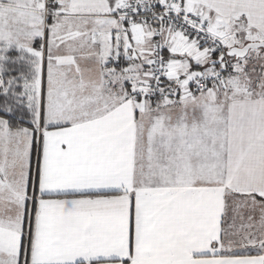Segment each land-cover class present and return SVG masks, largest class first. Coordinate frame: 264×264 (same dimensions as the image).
Returning a JSON list of instances; mask_svg holds the SVG:
<instances>
[{
	"label": "snow or ice",
	"instance_id": "1",
	"mask_svg": "<svg viewBox=\"0 0 264 264\" xmlns=\"http://www.w3.org/2000/svg\"><path fill=\"white\" fill-rule=\"evenodd\" d=\"M0 264H264V0H0Z\"/></svg>",
	"mask_w": 264,
	"mask_h": 264
}]
</instances>
